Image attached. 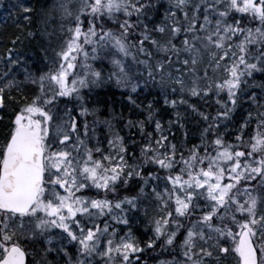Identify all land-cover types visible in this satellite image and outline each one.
Returning a JSON list of instances; mask_svg holds the SVG:
<instances>
[{"label":"snow or ice","instance_id":"snow-or-ice-1","mask_svg":"<svg viewBox=\"0 0 264 264\" xmlns=\"http://www.w3.org/2000/svg\"><path fill=\"white\" fill-rule=\"evenodd\" d=\"M9 8L0 264H264V0Z\"/></svg>","mask_w":264,"mask_h":264},{"label":"trees","instance_id":"trees-1","mask_svg":"<svg viewBox=\"0 0 264 264\" xmlns=\"http://www.w3.org/2000/svg\"><path fill=\"white\" fill-rule=\"evenodd\" d=\"M14 2V0H0V54H3L5 50L9 47V40L11 36L19 31L18 25H20L21 21L15 18H3L2 13H9L12 12L9 8L10 5ZM42 0H34V3L39 6L41 4ZM56 23V21H53ZM25 44H28V47L26 49L21 50V54L25 55L27 58L34 59L37 61V64H42V58H41V52L40 48L45 47V45H42V43L37 42L35 44H29L28 41H25ZM16 47H19L17 45ZM49 56H51L49 51ZM0 67H2V64H0ZM96 68H101L100 63H95ZM103 70L105 73L109 71L108 65L104 64ZM257 80L264 79V77H256ZM153 95H155L153 93ZM127 96L126 92H123L119 89L110 88L107 84H103L97 87L96 92L92 96V99L99 100V102L104 105H111L112 107L116 108L117 110L120 109V107L124 103V98ZM193 102H196L193 100ZM126 111V109H125ZM183 111V109H181ZM239 115V114H237ZM227 126V125H226ZM186 129L189 131L190 139L189 143H196L195 137L198 136L199 133V127L196 125V119L194 116L189 117L188 123L186 125ZM142 227V226H141ZM140 235L141 233H137ZM143 259V257H142Z\"/></svg>","mask_w":264,"mask_h":264},{"label":"rangeland","instance_id":"rangeland-1","mask_svg":"<svg viewBox=\"0 0 264 264\" xmlns=\"http://www.w3.org/2000/svg\"><path fill=\"white\" fill-rule=\"evenodd\" d=\"M10 4H11V2H10ZM2 15H3V18H15V16H16V14L15 13H13V12H9V13H2Z\"/></svg>","mask_w":264,"mask_h":264},{"label":"flooded vegetation","instance_id":"flooded-vegetation-1","mask_svg":"<svg viewBox=\"0 0 264 264\" xmlns=\"http://www.w3.org/2000/svg\"><path fill=\"white\" fill-rule=\"evenodd\" d=\"M53 23H55V22H53ZM42 45H45V44H44V43H42ZM50 54L52 55L51 51H50Z\"/></svg>","mask_w":264,"mask_h":264}]
</instances>
